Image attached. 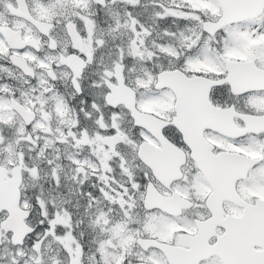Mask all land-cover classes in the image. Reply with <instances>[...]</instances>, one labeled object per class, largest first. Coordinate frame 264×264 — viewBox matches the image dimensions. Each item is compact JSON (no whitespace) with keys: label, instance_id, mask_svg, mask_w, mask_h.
<instances>
[{"label":"snow or ice","instance_id":"snow-or-ice-1","mask_svg":"<svg viewBox=\"0 0 264 264\" xmlns=\"http://www.w3.org/2000/svg\"><path fill=\"white\" fill-rule=\"evenodd\" d=\"M0 264H264V0H0Z\"/></svg>","mask_w":264,"mask_h":264}]
</instances>
